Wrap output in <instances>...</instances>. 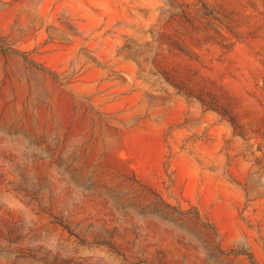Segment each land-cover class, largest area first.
<instances>
[{
	"label": "rangeland",
	"instance_id": "374dc122",
	"mask_svg": "<svg viewBox=\"0 0 264 264\" xmlns=\"http://www.w3.org/2000/svg\"><path fill=\"white\" fill-rule=\"evenodd\" d=\"M0 264H264V0H0Z\"/></svg>",
	"mask_w": 264,
	"mask_h": 264
}]
</instances>
